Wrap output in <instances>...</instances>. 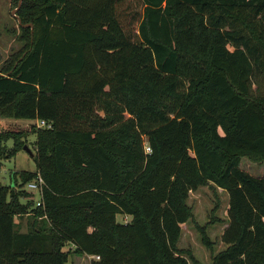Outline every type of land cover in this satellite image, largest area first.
I'll use <instances>...</instances> for the list:
<instances>
[{"label":"trees","instance_id":"16d2710c","mask_svg":"<svg viewBox=\"0 0 264 264\" xmlns=\"http://www.w3.org/2000/svg\"><path fill=\"white\" fill-rule=\"evenodd\" d=\"M17 8L23 46L0 67V118L52 128L33 127L37 170L21 177H42V206L0 184V264L197 263L178 243L190 194L209 185L229 195L212 264H264V178L241 168L264 160V0ZM26 136L0 130V166Z\"/></svg>","mask_w":264,"mask_h":264},{"label":"rangeland","instance_id":"374dc122","mask_svg":"<svg viewBox=\"0 0 264 264\" xmlns=\"http://www.w3.org/2000/svg\"><path fill=\"white\" fill-rule=\"evenodd\" d=\"M20 0H0V67L23 46L22 32L18 25L17 6ZM261 95L263 93L261 92ZM33 127L39 128L36 121L21 119L17 120L10 116L0 118V130L13 133H25L23 140L24 149L10 159L4 160L0 166V184L11 187L16 200L22 204L35 201L36 196L27 190V184H22V175L27 172H35L37 166L34 160L36 154V136L33 134ZM8 149L13 148V142L6 143ZM27 147L33 154V157ZM241 168L250 175L257 178H264V160L254 161L248 158L241 160ZM188 205L190 206L193 219L182 226V236L178 248L190 251L197 260L192 264H212V258L226 248L222 243V233L228 225L229 195L213 185L200 188L190 194ZM118 222H130L131 217L118 215ZM32 215L16 217V229L19 232H27L33 223ZM199 225L206 227L208 237L213 245V251L207 249L196 228ZM71 246L64 249L68 251ZM90 257H80L70 254L69 264H90Z\"/></svg>","mask_w":264,"mask_h":264},{"label":"built area","instance_id":"2783aa9c","mask_svg":"<svg viewBox=\"0 0 264 264\" xmlns=\"http://www.w3.org/2000/svg\"><path fill=\"white\" fill-rule=\"evenodd\" d=\"M36 124L39 128H46V129L52 128V125L49 122L44 121V120H37ZM146 152L147 153L151 152V150L148 146L146 147ZM43 186H44V181L40 175H38L33 181H31L27 184V190L29 192L33 193L34 195H36L35 202H36L37 207L42 206V189H43ZM95 259L99 260V257H96Z\"/></svg>","mask_w":264,"mask_h":264},{"label":"water","instance_id":"95a60500","mask_svg":"<svg viewBox=\"0 0 264 264\" xmlns=\"http://www.w3.org/2000/svg\"><path fill=\"white\" fill-rule=\"evenodd\" d=\"M21 2H22V0H21L20 3H19V7H20V5H21ZM18 9H19V8H18ZM18 9H17V10H18ZM16 18H17V16H16ZM18 23L21 24L20 21H18ZM25 150L28 151V152L30 153V155L33 157L32 152H31L27 147H25Z\"/></svg>","mask_w":264,"mask_h":264},{"label":"crops","instance_id":"0c3cea01","mask_svg":"<svg viewBox=\"0 0 264 264\" xmlns=\"http://www.w3.org/2000/svg\"><path fill=\"white\" fill-rule=\"evenodd\" d=\"M91 258V257H90Z\"/></svg>","mask_w":264,"mask_h":264}]
</instances>
